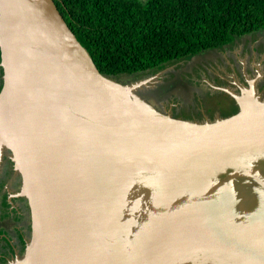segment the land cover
<instances>
[{
    "label": "water",
    "instance_id": "95a60500",
    "mask_svg": "<svg viewBox=\"0 0 264 264\" xmlns=\"http://www.w3.org/2000/svg\"><path fill=\"white\" fill-rule=\"evenodd\" d=\"M34 4L46 12L39 25H48L51 39L56 34L63 39V44L57 43L55 69L38 68L52 50L47 41L33 45L35 52H46L44 57L27 62L30 35L39 27L33 23L37 8L23 0H0V144L12 151L22 174L21 194L29 199L33 223L23 264H115V230L107 199L110 185L122 189L131 175L154 171L178 177L182 182L170 184L169 189L181 184L179 191L188 200L200 196L199 205L174 207L176 222L185 221L193 230L178 229L179 223L174 226L170 219L166 230L162 224L157 228L155 222L149 223L152 229L139 235L142 255L135 264H173L182 253L190 256L211 250L240 254L249 260L245 264L264 261V224L238 220L237 209L228 206L225 194L205 183L214 171L226 176L232 168L224 166L228 159L264 151V102L239 100L236 113L213 123L177 121L168 115L162 125L157 120L159 127L146 138L135 132L132 119L122 118L121 124L127 120L130 127L116 134L114 125L111 137L102 135L92 115L79 116L76 107L72 111L61 97L65 71L75 64L65 54L67 35L91 72L100 79L106 76L68 28L54 0H34ZM196 207L205 208L202 216L193 211Z\"/></svg>",
    "mask_w": 264,
    "mask_h": 264
},
{
    "label": "rangeland",
    "instance_id": "374dc122",
    "mask_svg": "<svg viewBox=\"0 0 264 264\" xmlns=\"http://www.w3.org/2000/svg\"><path fill=\"white\" fill-rule=\"evenodd\" d=\"M105 78L113 90L104 104L115 110L112 117L117 121H111L110 113L100 112L99 116L104 114V117L102 120L99 117L94 125L102 135L111 137L110 127L114 125L116 134H120L123 127H130L127 120L121 124L123 114L129 115L136 109L158 118L160 125L166 123L164 119L168 115L177 121L213 123L229 117L221 115V109L231 107L228 106L230 98L238 105V110L239 100L264 102V29L236 38L220 49L203 51L158 70ZM96 114L94 112L92 116ZM236 156L222 161L224 166L230 164L232 167L228 168L225 177L220 171H214L205 183L214 191L225 194L228 206L236 207L238 220L264 224V151ZM168 177L155 171L135 173L124 181L122 189L110 185L107 199L112 207L109 220L115 230V264L139 261L143 246L139 235L150 231L149 223L155 222L157 228L162 224L163 229H169V219L174 225L180 224L176 222L175 206L189 202L199 205L200 196L188 200L179 191L181 184L175 191L169 189L170 184L182 181L178 177ZM23 186L22 174L15 165L12 151L4 143L0 144V264H23L33 238L31 206L28 197L21 194ZM127 197L129 201L125 200ZM172 212L175 216H171ZM183 255L176 257L173 264H245L249 261L240 254L221 250ZM250 262L264 264V261Z\"/></svg>",
    "mask_w": 264,
    "mask_h": 264
},
{
    "label": "trees",
    "instance_id": "16d2710c",
    "mask_svg": "<svg viewBox=\"0 0 264 264\" xmlns=\"http://www.w3.org/2000/svg\"><path fill=\"white\" fill-rule=\"evenodd\" d=\"M54 3L105 76L158 70L264 29V0H54ZM230 99L231 107L221 109L223 116L238 111V105Z\"/></svg>",
    "mask_w": 264,
    "mask_h": 264
},
{
    "label": "bare ground",
    "instance_id": "6f19581e",
    "mask_svg": "<svg viewBox=\"0 0 264 264\" xmlns=\"http://www.w3.org/2000/svg\"><path fill=\"white\" fill-rule=\"evenodd\" d=\"M23 1L28 2L29 6H31L32 8L34 9L37 8L38 19H34V22H33L34 24L37 23L39 25V22H40L39 19L43 21L45 20L46 12H44V7L42 9L41 6H39L41 3H39L38 5V4H34V0H23ZM34 5H38V7ZM61 38L62 37H60V35L56 34L52 36V39H51L49 36L48 25L41 22L38 28H35V29L33 28V32L30 35L31 41H30V48L28 49V52H27V62L32 61L33 63L34 59H36L37 61L38 60L40 61L44 57L46 52L45 51H42L41 53L35 52L36 46H33V45L35 43H41V42L47 41V44H49L50 48L53 51L52 50L48 51V56H49L48 60H46L45 64H42L38 68L40 69L45 68V65H46L47 67H53V69H55L56 59L58 58L59 53H60L57 43L61 41L63 44V39ZM65 54L68 55V58H73L74 59L73 62H75V64L73 68H72V65L68 69L65 68L67 70L65 71V76L63 79L64 82L61 84V87H60V90L62 91V95H61L62 99L68 101V105L72 111H75V107H76V113L79 116L83 115L85 117L86 116L90 117L91 115L94 114V112L96 114V111H99V113L100 112L101 113L104 112L105 114L110 113L111 121L112 119H114L113 121L116 122L117 118L112 117V113L115 110L112 109L110 105L104 104L107 102L106 97L109 96V93H111L113 89L108 84V81L106 79H100L91 72L87 64L88 62L84 61V58L75 48L74 44L72 43L71 37L68 35L65 40ZM40 55H41V58L37 59V57H39ZM33 68L34 67L31 66V69ZM37 71H40V70H37ZM85 111H89V112L86 113ZM99 113H97L95 117L92 116L90 119L93 122H95V119L97 118ZM61 118L63 119V116H61ZM128 118L134 121L135 132L139 134V136H144V138L153 135V132H152L153 129H155L157 126L159 127V125L157 124V119L156 120L154 119L155 122L153 123V119H150L151 118L150 115L142 114V112L137 109L135 110V112H132L129 115L123 114V119H128ZM177 128H180V127L177 126ZM114 140L118 141V138ZM204 210H205L204 207H196L194 208L193 211H195L199 216H202L201 214H204ZM180 214L183 215L184 213H180ZM186 215L187 214L185 213L184 216ZM215 219H217V217H215ZM184 222L185 221H180V224L177 226L181 228H178V229L183 230L184 227L190 226V225L184 224ZM189 223L190 222L188 221V224ZM251 226L253 225H250L247 227L249 229H253V227ZM211 228H214V226H211ZM176 229L177 228L175 227L174 230ZM188 230H193V228H190ZM188 230H186V232H188ZM104 260H105V256H104Z\"/></svg>",
    "mask_w": 264,
    "mask_h": 264
},
{
    "label": "flooded vegetation",
    "instance_id": "af4514ba",
    "mask_svg": "<svg viewBox=\"0 0 264 264\" xmlns=\"http://www.w3.org/2000/svg\"><path fill=\"white\" fill-rule=\"evenodd\" d=\"M205 218V217H204Z\"/></svg>",
    "mask_w": 264,
    "mask_h": 264
}]
</instances>
